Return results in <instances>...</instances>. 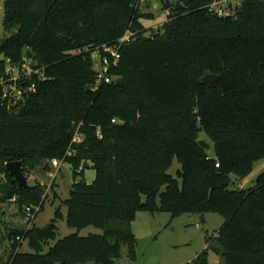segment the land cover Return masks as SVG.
Returning a JSON list of instances; mask_svg holds the SVG:
<instances>
[{"label":"trees","instance_id":"obj_1","mask_svg":"<svg viewBox=\"0 0 264 264\" xmlns=\"http://www.w3.org/2000/svg\"><path fill=\"white\" fill-rule=\"evenodd\" d=\"M210 3L165 0L167 22L148 30L142 20L154 15L137 0H4L0 202L15 200L23 216L28 206L40 210L31 227L7 228L0 264H116L124 246L135 261L139 212L225 220L186 264H211L210 251L222 264H264V172L252 188L230 187L231 176L243 180L264 160V0H246L235 18L210 15ZM129 31L136 37L109 72L117 79L93 90L94 52ZM26 60L45 78L20 82L15 100L7 69ZM207 73L219 76L216 87L201 82ZM202 133L214 157L200 146ZM175 159L177 177L169 174ZM53 160L70 164L74 180L91 163L96 178L72 185L66 216L59 208L39 242L33 222L44 190L19 188L6 166L20 162L25 174ZM59 220L77 232L59 238ZM89 227L102 234L81 236Z\"/></svg>","mask_w":264,"mask_h":264},{"label":"rangeland","instance_id":"obj_2","mask_svg":"<svg viewBox=\"0 0 264 264\" xmlns=\"http://www.w3.org/2000/svg\"><path fill=\"white\" fill-rule=\"evenodd\" d=\"M154 1V2H153ZM163 1L165 0H141V11L146 14H153V20L143 19L142 22L148 30H158L167 22L168 11L165 10ZM173 2L174 0H170ZM8 36L4 28V0H0V43ZM2 57H0V61ZM12 77L14 80L18 77L17 69H13ZM18 80V79H17ZM11 93L15 100L21 99L20 83L13 81ZM80 140V136L78 137ZM201 140H210L202 133ZM211 157H214V149L209 151ZM60 162V161H59ZM83 177L74 180L72 167L68 163L61 162L58 167L52 165L48 168L47 163L37 167L35 170L25 173L29 179L30 186H40L44 190L46 198L45 208L38 214L33 224L36 228H44L52 224L56 212L61 208L66 216L67 208L63 202L70 197L69 187L75 182L81 180L91 183L96 178V171L89 163V168L84 169ZM181 165L175 159L169 174L177 177ZM264 172V160L255 164L252 173L245 179H238L231 176L232 189H249L255 186L260 174ZM1 180L5 183L6 177L0 174ZM164 191V188L162 189ZM26 210V208H24ZM202 218L205 221H202ZM225 220L218 214H187L174 220L168 213L151 214L148 212H139L132 222V232L134 233L137 244V260L132 261L128 258V247L124 246L121 258L116 264H186L192 262L208 246L207 240L210 237H217V233L224 225ZM27 215L19 213V207L15 200L12 202H0V251L1 254L9 246L8 240H4L8 229H22L31 227ZM59 238H65L77 232L76 229L68 227L66 220H59L56 223ZM89 234H102L101 230L89 227L80 232L81 236ZM21 251L30 252L28 241H25ZM209 261L211 264H222L219 255L210 251Z\"/></svg>","mask_w":264,"mask_h":264},{"label":"built area","instance_id":"obj_3","mask_svg":"<svg viewBox=\"0 0 264 264\" xmlns=\"http://www.w3.org/2000/svg\"><path fill=\"white\" fill-rule=\"evenodd\" d=\"M245 1L246 0H211V3L208 5L207 10H208V13L214 17H219V18H232L233 17L235 18L237 17L238 12L241 10ZM137 2L140 3L141 0H137ZM135 37H136V34L129 31L123 38H121L114 45L103 46L102 48L97 49L94 52L93 59L95 62V69L97 71V79H96V84L93 90H97L99 86L103 83H110L117 79L109 75L110 69L112 67L118 66L119 61L121 59L122 50L124 49L125 46H127L129 43L134 41ZM32 64H33V61L26 60L22 64V70H20L19 67L17 66V67L8 68L7 72H11L13 69H17L18 77L16 78V80H14V77H13L12 81H18V83L21 82L22 86L25 87L26 81L30 80L33 74L35 73L40 74L42 79L45 78L43 76V72L39 69H34L32 67ZM34 89H35V86L32 85L30 87V90H34ZM21 95H22V91H21ZM78 137L79 135H77L75 141H80ZM61 162L62 161L59 162V160H53L52 165L55 167H58L59 163ZM39 210H40V206L26 207L25 212H26L28 220L33 219L35 216L34 213ZM18 240L25 241L21 237H18Z\"/></svg>","mask_w":264,"mask_h":264},{"label":"water","instance_id":"obj_4","mask_svg":"<svg viewBox=\"0 0 264 264\" xmlns=\"http://www.w3.org/2000/svg\"><path fill=\"white\" fill-rule=\"evenodd\" d=\"M203 84L208 85L209 87H216L219 82V76H216L211 73H207L205 77L201 81ZM200 146L205 149L206 151H210L212 149L211 144H209L206 140L199 141ZM89 168V163L85 162L83 165V170ZM7 171L13 177L14 182L17 183L19 188H24L30 190L32 186L29 185V179L25 176L23 172V167L20 162H10L6 166ZM65 186L72 191V188L69 187L67 184ZM53 229V224H50L44 228H36V237L39 242H43L44 239L51 233Z\"/></svg>","mask_w":264,"mask_h":264},{"label":"crops","instance_id":"obj_5","mask_svg":"<svg viewBox=\"0 0 264 264\" xmlns=\"http://www.w3.org/2000/svg\"><path fill=\"white\" fill-rule=\"evenodd\" d=\"M154 2V1H153ZM14 201V200H13ZM12 202V201H11ZM202 221H205V219L204 218H202Z\"/></svg>","mask_w":264,"mask_h":264}]
</instances>
